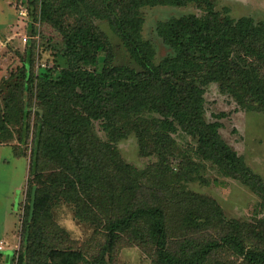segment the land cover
<instances>
[{
    "label": "trees",
    "instance_id": "1",
    "mask_svg": "<svg viewBox=\"0 0 264 264\" xmlns=\"http://www.w3.org/2000/svg\"><path fill=\"white\" fill-rule=\"evenodd\" d=\"M30 1L39 4L38 13V7L29 11L38 15L44 49L64 56L66 64L34 73V48L27 43L21 64L8 74L15 77L12 90L0 104V142L13 137L8 120L20 125L25 139L24 94L37 81L15 264H111L125 244L137 245L155 264H264V219L228 217L214 197L185 183L196 167L190 156L181 174L169 162L172 134L183 130L196 139L199 159L251 186L264 203L262 177L204 110L211 82L238 106L264 109V20L233 17L216 9L214 0ZM190 2L202 13L157 22L170 51L156 60L153 43L142 34V8ZM95 18L108 22L136 65L113 61ZM28 32L37 33L33 21ZM130 134L154 161L138 167L124 160L118 142ZM61 199L92 225L98 239L93 251L75 248L56 221Z\"/></svg>",
    "mask_w": 264,
    "mask_h": 264
},
{
    "label": "rangeland",
    "instance_id": "2",
    "mask_svg": "<svg viewBox=\"0 0 264 264\" xmlns=\"http://www.w3.org/2000/svg\"><path fill=\"white\" fill-rule=\"evenodd\" d=\"M214 2L216 9L221 11L225 9L233 17L251 16L255 20H264V0H214ZM21 4H27L28 11L32 7L34 10L38 7L37 13L39 12V4L35 7L30 0H0L1 106L4 103L3 98L8 97L12 90V83L15 81L14 76L8 75L9 71L21 64L20 56L24 53V46L27 43H31L34 48V73L50 66L66 64L64 56L53 55L49 50L44 49L38 15L34 19L29 11L28 15L22 18L23 15L19 12ZM142 11L144 17L142 34L153 43L156 60L161 59L170 51L157 34V22L186 13H202V9L192 2L185 5L145 6ZM32 21L37 33L30 36L28 26ZM94 24L106 34L113 50L114 62L136 65L106 20L95 18ZM23 34L27 35L25 42L22 41ZM98 40L102 39L99 37ZM105 54V50L101 51L99 58L103 59ZM36 84L37 81L34 80V89L30 95L27 91L24 94L26 95L24 103L29 112L28 128L25 129L26 138L22 139L21 134H18L17 130L20 125L13 120H8L6 126L9 130H14L13 137L0 142V239L6 242V249L0 251V264H15L16 261L12 251L19 246L20 218L28 189L27 185H24L28 174V161L24 156L16 155L15 152L25 153V156L29 158L36 119ZM204 106L205 117L208 120L218 119L220 121L219 131L223 139L243 156L246 164L264 181V109L252 110L238 106L236 100L222 92L216 82L207 85L204 92ZM2 132L3 130H0V134ZM101 135L104 137V134ZM172 136L175 139L174 155L169 160L172 171H178L180 174L183 172L186 156L193 159V166L196 165L193 178L185 182L189 188L214 197L228 217L249 221H254L256 218L264 219V203L258 192L238 178L221 174L210 162L199 159L195 153L196 139L189 133L180 130L173 133ZM118 147L124 160L138 167H144L156 159L153 154H141L134 134L121 139L118 142ZM170 180L173 181L171 178ZM54 209L56 221L69 234L71 244L75 248L93 251L98 244L97 236L88 221L74 216V204L61 199ZM3 223H5L4 227H2ZM11 227H13L12 230H10ZM12 248L13 250H11ZM111 264L155 263L137 245L125 244L113 253Z\"/></svg>",
    "mask_w": 264,
    "mask_h": 264
},
{
    "label": "built area",
    "instance_id": "3",
    "mask_svg": "<svg viewBox=\"0 0 264 264\" xmlns=\"http://www.w3.org/2000/svg\"><path fill=\"white\" fill-rule=\"evenodd\" d=\"M19 12L21 13V15H23L22 17H26L28 15L27 6L25 4H21L19 8ZM26 40H27V35L23 34L22 41L25 42ZM5 247H6V242L3 239H0V251H3Z\"/></svg>",
    "mask_w": 264,
    "mask_h": 264
},
{
    "label": "crops",
    "instance_id": "4",
    "mask_svg": "<svg viewBox=\"0 0 264 264\" xmlns=\"http://www.w3.org/2000/svg\"><path fill=\"white\" fill-rule=\"evenodd\" d=\"M18 156H19V155H18ZM22 156H24V157L27 159V161H28V158H27L25 155H22ZM26 177H27V175H26ZM25 181H26V179H25ZM24 185H25V182H24ZM5 211H6V209H5ZM18 224H19V220L17 221V227H18ZM4 225H5V223H3V226H2V227H4ZM13 227H14V226H13ZM13 227H11L10 230H12ZM7 248H9V247H7ZM11 250H13V248H12ZM0 255H1V254H0Z\"/></svg>",
    "mask_w": 264,
    "mask_h": 264
},
{
    "label": "water",
    "instance_id": "5",
    "mask_svg": "<svg viewBox=\"0 0 264 264\" xmlns=\"http://www.w3.org/2000/svg\"><path fill=\"white\" fill-rule=\"evenodd\" d=\"M1 34V33H0ZM4 38V37H3ZM24 100H26V95H25V97H24Z\"/></svg>",
    "mask_w": 264,
    "mask_h": 264
}]
</instances>
